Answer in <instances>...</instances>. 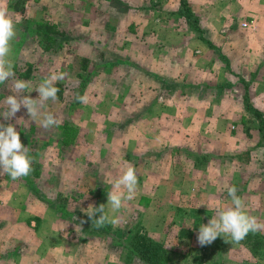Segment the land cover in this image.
<instances>
[{
  "label": "rangeland",
  "instance_id": "obj_1",
  "mask_svg": "<svg viewBox=\"0 0 264 264\" xmlns=\"http://www.w3.org/2000/svg\"><path fill=\"white\" fill-rule=\"evenodd\" d=\"M3 4L17 35L0 113L20 95L16 79L35 89L53 72L65 77L55 84L63 98L40 108L58 127L24 106L0 115L32 158L28 176L0 173V264H146L123 259L130 227L166 246L171 264H264L251 246L264 235V0ZM39 25L60 31L54 46ZM128 166L135 194L118 226L97 229L85 212L107 204ZM233 185L259 229L200 246V225L231 205Z\"/></svg>",
  "mask_w": 264,
  "mask_h": 264
},
{
  "label": "clouds",
  "instance_id": "obj_2",
  "mask_svg": "<svg viewBox=\"0 0 264 264\" xmlns=\"http://www.w3.org/2000/svg\"><path fill=\"white\" fill-rule=\"evenodd\" d=\"M16 29L13 19L8 15L3 0H0V84L5 83L9 78L14 77L13 65L8 59L11 52V42L16 38ZM64 73L53 72L46 77L35 89L30 83L16 79L14 89L20 95H8L5 101L6 110L0 113L5 119H11L24 106L31 118H38L39 123L44 128L59 126L60 120L51 111L41 114L40 108L47 101H56L59 89L55 86L58 81L63 80ZM33 90L39 93L38 98L33 99L23 93H31ZM77 101L81 104H88L87 93L78 95ZM32 158L29 156V149L21 143L20 135L11 124L7 126L0 124V169L3 174H7L13 181L21 177L28 176L32 171ZM138 185V178L135 168L128 166L122 174L115 180L112 190L107 193V204L91 206L86 215L91 220L92 225L97 229L110 224L116 227L120 223L117 215L125 200L133 198ZM236 186L227 188L231 205L227 207H217L214 209L215 215L207 224H201L197 234V242L200 246L210 245L218 237H230L226 242L239 243L249 232H255L260 225L256 217L245 212L243 199L237 195ZM207 205V204H206ZM208 208L210 205H207ZM98 215V218H97ZM86 221L81 220L83 224Z\"/></svg>",
  "mask_w": 264,
  "mask_h": 264
},
{
  "label": "trees",
  "instance_id": "obj_3",
  "mask_svg": "<svg viewBox=\"0 0 264 264\" xmlns=\"http://www.w3.org/2000/svg\"><path fill=\"white\" fill-rule=\"evenodd\" d=\"M197 19V17H194ZM38 29L44 28L43 37L45 41H50L48 46H54L55 41L49 38L50 34L58 33L59 30L55 29L54 27L46 26V25H39ZM49 47H46V50H49ZM85 66L87 64L85 63ZM27 72L26 78L29 76V72ZM59 89V87H57ZM57 97L59 99L63 98L61 91L57 93ZM129 234H127V239L123 248L125 249V255L123 257L126 263H130L131 260H140L145 262L146 264H171L170 257L167 256L166 251L167 247L161 243H157L152 240V238L147 237L144 234L138 232L135 228H129ZM254 243L252 248H254L253 253L257 256H260L261 250H264V235L261 238H253ZM258 246V247H256ZM261 248V249H258ZM217 264V262H216Z\"/></svg>",
  "mask_w": 264,
  "mask_h": 264
}]
</instances>
